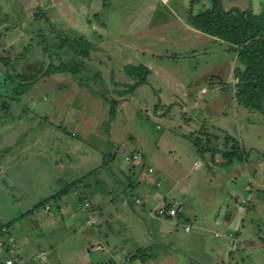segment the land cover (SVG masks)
Returning a JSON list of instances; mask_svg holds the SVG:
<instances>
[{"label":"rangeland","instance_id":"rangeland-1","mask_svg":"<svg viewBox=\"0 0 264 264\" xmlns=\"http://www.w3.org/2000/svg\"><path fill=\"white\" fill-rule=\"evenodd\" d=\"M191 1L0 0V53L22 58L0 87V229L13 223L0 231L2 257L21 264H264V113L237 106L238 60L227 42L187 23ZM209 7L211 0L194 1L195 13ZM60 33L94 47L85 70L24 85L18 74L74 55L60 50ZM127 64L145 65L150 75L121 96L135 82ZM217 89L225 92L219 101ZM105 97L119 102L113 120ZM236 141L248 157L224 165L222 151ZM140 149L145 157L135 161ZM103 155L106 165L95 168L93 157ZM54 159L65 166L77 159L84 176L64 182L69 171ZM135 180L168 202L179 199V214L160 215L174 207L141 195ZM229 216L245 220L242 249L238 238L222 245L216 237L217 220ZM195 220L209 231L200 233ZM139 249L146 254L133 258Z\"/></svg>","mask_w":264,"mask_h":264},{"label":"trees","instance_id":"trees-1","mask_svg":"<svg viewBox=\"0 0 264 264\" xmlns=\"http://www.w3.org/2000/svg\"><path fill=\"white\" fill-rule=\"evenodd\" d=\"M194 1H191L186 13L187 23L202 33L227 42L229 50L237 56L238 64L233 71L236 80L233 86L234 98L237 106L264 113V12L257 14L252 9L241 7L227 10L223 6L224 0H211V7L195 13ZM46 22H49L48 18H46ZM64 35L63 33L58 34L59 48L61 51L69 48L75 52L74 55L72 54L73 56L67 61L61 60L57 65L53 64L51 60L48 65L42 63L41 67L31 74H18L17 77L24 82V85H30L35 80L51 73L80 75L85 70L86 63L84 61L90 58L94 47L84 37L73 38ZM47 46L46 42L43 47L44 52H47ZM29 47L30 45L26 49L30 50ZM2 60H4L7 68L11 69L10 58L4 57ZM124 72L132 77L135 82L128 89L119 92L121 96L145 84L150 75V69L142 64H127L124 67ZM19 87H21L20 84ZM17 94L20 96L22 93L18 92ZM105 101L109 104V119L113 120L116 117L119 102L107 97H105ZM201 151L198 150L200 153ZM222 157L224 165H231L235 161H244L248 155L242 145L236 141L230 150L222 151ZM81 179L79 178L78 181ZM137 182L135 180V184ZM58 196H60V192ZM166 207H170V204H167ZM12 224L10 222L5 228L11 227ZM2 230L0 229V231ZM133 254V258H139L146 254V250L139 249ZM5 259L7 258L0 257V260ZM18 262L15 258L14 264H19Z\"/></svg>","mask_w":264,"mask_h":264},{"label":"crops","instance_id":"crops-1","mask_svg":"<svg viewBox=\"0 0 264 264\" xmlns=\"http://www.w3.org/2000/svg\"><path fill=\"white\" fill-rule=\"evenodd\" d=\"M252 3H253V6H252ZM258 3V4H257ZM263 2H261L260 0H252V2H251V6L252 7H249V9H252L255 13H257V14H260V10L262 9V6L263 5H260V4H262ZM244 9V8H243ZM246 9V8H245ZM186 18V17H185ZM186 20V19H185ZM6 29V28H5ZM195 29V28H194ZM4 31H6L5 33H8L10 30L9 29H7V30H4ZM198 31V30H197ZM214 38V40L215 41H218V42H223V41H221V40H219V39H217V38H215V37H213ZM3 45H4V43L3 42H1L0 43V52L2 53V52H4V50H3ZM16 49V48H15ZM0 53V60H2V58H4V57H10L11 58V56H6L4 53L3 54H1ZM234 56H235V58H236V60H237V56H236V54L234 53ZM21 57V55H20V52L19 53H17V54H15V56L13 57V61H11V69L9 68H7V67H5L4 69H3V72H1L0 71V87H1V82H3V80L6 78V76L7 75H9L10 73H9V70H12V68H14L13 66H15V61H17V62H19L20 61V59H22V58H20ZM24 57V56H23ZM12 59V58H11ZM19 59V60H18ZM3 62H4V60H2ZM237 64H238V62H236V64L232 67V75H233V71H234V69H235V67L237 66ZM215 71V70H214ZM218 71V70H217ZM9 73V74H8ZM209 75H211V76H215V73H213V72H210V73H207V74H205L203 77L204 78H206V80L208 79V76ZM218 76V75H217ZM222 77V76H221ZM233 78H234V76H233ZM224 79V78H223ZM233 80H235V78L233 79ZM236 81V80H235ZM226 83V82H225ZM233 86H234V82H233ZM204 89H202V94H205V93H207L208 92V90H206L205 89V87H203ZM228 91V90H227ZM223 93H225V92H223L221 89L220 90H218L217 89V96L218 97H216V98H218L217 99V101H219V100H221V98H222V96H223ZM224 103L222 104V106L224 107ZM113 149H116L115 147L113 148ZM141 150V154H142V159L145 157V154H144V152H143V150L142 149H140ZM110 156H113V153L111 152V155ZM116 156V154L114 155V157ZM94 158V161L95 162H97V165H96V167L95 168H97V167H103V166H105L106 165V163H107V161H106V158H105V156L103 155L101 158L99 157L98 159L96 158V156H94L93 157ZM144 161V160H143ZM141 162V161H140ZM53 163H54V167L55 168H66L67 167V169H68V171H69V175H68V177L66 176V178H64V179H66L64 182H67V183H69V182H74L76 179H78V178H81L82 176H84V175H81V173H77V171L80 169L79 167L81 166H79V164L78 163H80L79 161H77V159H69V161L67 162V165L65 166L64 164H63V161H60L59 159H54L53 160ZM59 163H60V167H59ZM142 163V162H141ZM199 166H200V163H197ZM234 164V163H233ZM141 165V164H140ZM65 166V167H64ZM134 166V170L133 171H135L136 169H138L137 167H135L136 165H133ZM199 166H197L196 165V167H199ZM151 170H153V169H151ZM71 172V173H70ZM136 172H137V170H136ZM69 181V182H68ZM137 184H140L139 186L141 187V195H145L144 197H149V200H151V198H152V200L153 199H155V196H157V199H158V197H159V202L160 201H163V202H167L168 204H170L171 205V207H174V208H176V206L177 205H179L178 206V208H176L177 209V215L179 214V210H180V208L182 207V204H180L181 202H180V200L179 199H177V198H175L174 196H173V199L172 200H170L169 202L167 201V199H168V196L167 195H161V194H159V192L158 191H154V190H149V189H145L144 187L145 186H143V184L141 185V181H139L138 180V182H137ZM85 196H87L88 197V194H87V191L86 190H82L81 191ZM181 192H182V194L183 195H185L184 193H186V189H181ZM169 193H171L170 191H169ZM172 194V193H171ZM140 196V195H139ZM141 197V196H140ZM163 197V198H162ZM185 197V196H184ZM158 202V203H159ZM149 205V204H148ZM94 205H92V207H93ZM164 207H165V204L163 205ZM152 207V206H151ZM96 208V207H95ZM94 208V209H95ZM93 209V210H94ZM88 221V224H94V223H96V221L95 220H87ZM99 221V220H98ZM205 220H195L194 222H196L198 225H199V227H197L198 228V230H199V232L200 233H205L206 231L208 232L209 230H208V228L206 227V224H204L205 222H204ZM186 222H188V221H186ZM203 222V223H202ZM215 222H216V220H215ZM217 230L215 231V232H222V234H223V238H224V244H222V245H228V243H227V239L224 237V235L225 234H227L228 232H234L235 233V236H236V238H238L237 240H238V249H242V247H243V245H244V243H242L243 242V240H244V238H243V234H242V231L243 230H245L244 228H245V220H232L231 219V216H229V218H226V220H217ZM203 224V225H202ZM13 226V225H12ZM11 226V227H12ZM194 226V225H193ZM193 226L191 227L190 225H186V227H185V230H186V232H190V231H192V229H193ZM11 227H9V230H12V228ZM3 231H7V229L6 228H3ZM20 231H22L21 229H20ZM11 233L13 234V231H11ZM11 234V235H12ZM12 238H13V240L14 241H16L17 243H19V242H21V241H19L16 237L14 238L13 237V235H12ZM24 238H26V237H24ZM215 246H217L216 244H215ZM245 246V245H244ZM215 249H216V251H217V254H218V256H220L221 258H222V256H221V254L220 253H222V248H220V246H218V247H215ZM229 249H231V251H228V254L227 255H229V257L232 259V260H234V256H233V254L237 251L236 249H233V247L232 248H230L229 247ZM22 249H20L19 251H21ZM18 251V253H20V255H21V252H19ZM23 251V250H22ZM90 251V250H89ZM25 253H27V252H24V254ZM2 255H3V253L2 254H0V257H2ZM38 256L39 257H43L41 254H38ZM7 257H9V256H6V258ZM11 258V257H10ZM43 261L44 260H46V257L44 256V258L42 259ZM19 264H21L20 262H18Z\"/></svg>","mask_w":264,"mask_h":264},{"label":"built area","instance_id":"built-area-1","mask_svg":"<svg viewBox=\"0 0 264 264\" xmlns=\"http://www.w3.org/2000/svg\"><path fill=\"white\" fill-rule=\"evenodd\" d=\"M141 158V154H135L133 155V159H135V161L139 160ZM128 159H131V158H128ZM177 209L176 208H173V209H170V210H166L164 208H162L160 211H159V214L160 215H164V216H174L177 214ZM223 234L221 232H217L216 233V237H222ZM224 237L229 240L230 242H234L237 238L234 236V233L232 232H229L227 234L224 235ZM15 263V260L13 258H7L5 260H0V264H14Z\"/></svg>","mask_w":264,"mask_h":264}]
</instances>
